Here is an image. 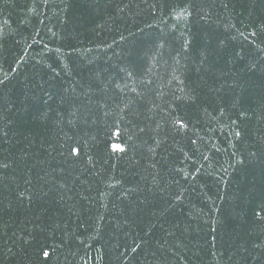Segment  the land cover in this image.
<instances>
[{
	"label": "trees",
	"instance_id": "trees-1",
	"mask_svg": "<svg viewBox=\"0 0 264 264\" xmlns=\"http://www.w3.org/2000/svg\"><path fill=\"white\" fill-rule=\"evenodd\" d=\"M0 264H264V0H0Z\"/></svg>",
	"mask_w": 264,
	"mask_h": 264
}]
</instances>
